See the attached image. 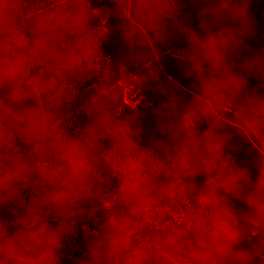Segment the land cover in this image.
Listing matches in <instances>:
<instances>
[{
    "label": "clouds",
    "instance_id": "obj_1",
    "mask_svg": "<svg viewBox=\"0 0 264 264\" xmlns=\"http://www.w3.org/2000/svg\"><path fill=\"white\" fill-rule=\"evenodd\" d=\"M138 3L147 18L164 13L162 0ZM204 14L230 21L192 40L194 60L203 57L211 65L209 89L239 94V107L250 123L264 127V96L240 94L242 72L264 77V52L243 57L239 72L223 63V53L238 49L251 29L247 0H210ZM96 50L83 0H56L47 8H31L28 0H0V208L10 214L7 222L0 220V264H59L61 233L68 225L49 223L45 209L72 214L88 189L96 143L110 120L97 98L90 103L94 117L72 135L61 127L57 110L71 98L63 82L83 73ZM16 139L27 146L26 154L16 150ZM198 149V141L182 146L172 166L185 171L190 153ZM46 158L42 166L39 161ZM211 159L199 193L202 211L190 219L186 264H253L258 255L264 259V246L238 247L242 220L264 228V157L255 175L222 153ZM121 173L122 198L133 206L137 188H154L131 156L122 161ZM33 178L38 188L25 198L21 189ZM233 200L245 208L237 210ZM135 229L130 215L110 217L99 239L86 246L81 264H142L144 241L132 243Z\"/></svg>",
    "mask_w": 264,
    "mask_h": 264
},
{
    "label": "trees",
    "instance_id": "obj_2",
    "mask_svg": "<svg viewBox=\"0 0 264 264\" xmlns=\"http://www.w3.org/2000/svg\"><path fill=\"white\" fill-rule=\"evenodd\" d=\"M171 1L178 21L191 26L198 38H203L206 31L230 23L227 19L204 14L210 0ZM28 3L35 8L33 3ZM85 7L99 50L109 61L107 76L94 82L105 99L118 109V118L124 125L120 136L126 143L137 146L153 160L168 163L178 175V185L197 208L201 207L199 193L216 152L230 156L255 175L257 162L264 157L261 139L244 118L229 109L218 108L208 97L200 69L193 60L169 51V45L191 48L188 33L175 24L172 17L164 11L162 15L147 18L138 0H131L129 11L123 0H86ZM247 7L252 21L250 31L238 49L223 53L224 62L238 72L243 57L251 52H264V0H247ZM101 8L108 9L107 17L96 11ZM201 62L209 77V61L201 57ZM124 73L134 77V88L142 97L136 106L125 100V87L121 83ZM241 75L258 95L264 96V77L255 78L243 72ZM220 90L239 103V94ZM240 94H246L243 88ZM61 127L69 134H76L75 127L69 123L62 122ZM254 128L264 138V127L254 125ZM190 141H198L199 149L190 153V166L181 172L172 166V158ZM15 148L21 154L28 150L19 139L15 140ZM97 148L88 189L73 209L79 246L75 249L60 246L59 264H81L88 246L84 228L87 226L101 234L105 227L103 199L111 188V177L104 161L99 160ZM39 163L43 166L47 158ZM37 188V179L33 178L21 191L27 198L28 193H34ZM233 204L237 210L245 208L239 200H233ZM45 211L49 223H60L56 207ZM9 215L7 208H0V220L7 222ZM239 228L238 247L259 249L264 246V228L243 220ZM231 264L241 262L232 261ZM253 264H264V259L258 255Z\"/></svg>",
    "mask_w": 264,
    "mask_h": 264
},
{
    "label": "rangeland",
    "instance_id": "obj_3",
    "mask_svg": "<svg viewBox=\"0 0 264 264\" xmlns=\"http://www.w3.org/2000/svg\"><path fill=\"white\" fill-rule=\"evenodd\" d=\"M35 8H47L56 3V0H28ZM36 2V4H35ZM127 11L130 10L131 0H123ZM164 11L173 18L174 23L188 33L190 49L169 45V51L193 60L199 67L202 79L206 85V93L212 98L218 108L229 109L244 118L255 134L261 139L264 146V138L261 137L250 123L246 115L241 111L239 103L230 99L220 89L211 90L208 87L209 77L204 71L201 57L195 60L192 54L193 37H198L195 30L183 22L178 21L175 16L174 4L171 0H162ZM86 6V0H83ZM102 17H107L108 9L96 10ZM223 63L224 60H223ZM109 61L101 53L97 45L94 57L86 66L83 73L75 75L64 81L65 89H71V98L64 101L57 110L58 118L62 123H69L75 127L76 134L89 122L94 113L90 110V103L95 99L103 102L107 109L110 120L109 125L98 137L96 148L100 154V161L104 164L111 177V188L106 194L103 202L106 207V219L121 214L130 215L136 221V229L131 237L132 243L138 244L144 241L141 249L143 256L142 264H186L185 249L187 241L191 239L190 219L193 215L202 211V208L194 207L189 197L178 185V175L166 162L156 161L147 157L137 146L126 143L121 138L124 125L118 118V109L107 101L104 94L98 89L94 82L107 76ZM211 65L209 66L210 75ZM134 77L124 73L121 83L125 87V100L132 106H136L142 97L133 85ZM245 80V79H244ZM246 94L258 95L256 90L249 86L245 80L243 86ZM2 94V93H0ZM131 156L141 174L149 179L154 186L150 192H145L141 186L136 190L138 203L133 206L129 201L122 198L121 185L123 177L121 173L122 161ZM60 222H66L68 227L61 233V245L67 248H77V230L75 226V214L69 215L66 210L57 208ZM84 236L88 245L99 239L100 234L89 227L84 228ZM155 238V239H154Z\"/></svg>",
    "mask_w": 264,
    "mask_h": 264
}]
</instances>
